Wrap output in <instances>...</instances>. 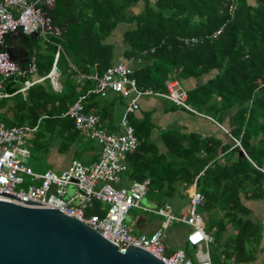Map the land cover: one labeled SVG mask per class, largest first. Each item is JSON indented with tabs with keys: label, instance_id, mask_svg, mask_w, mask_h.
<instances>
[{
	"label": "trees",
	"instance_id": "1",
	"mask_svg": "<svg viewBox=\"0 0 264 264\" xmlns=\"http://www.w3.org/2000/svg\"><path fill=\"white\" fill-rule=\"evenodd\" d=\"M137 5H142L140 13L128 15ZM43 9L60 34L48 36L47 43L25 40L35 71L6 81L9 97L0 99V123L12 127L38 122L32 148L43 154L54 140L61 154L73 152L75 160L94 151V141L62 115L86 95L85 113L98 116L99 125L113 119L115 101L108 113L99 95L87 94L95 86L88 77H101L115 64L114 45L106 40L119 24L132 26L123 34L122 56L127 62H142L131 69L137 87L165 93L167 81L206 76L186 90L187 104L220 125L228 122L230 143L166 130L160 133L166 149L161 154L150 140L151 114H130L138 145L126 157L127 179L148 180L145 196L150 200L181 196L178 187L185 191L195 182L203 197L199 212L207 217L205 230L213 238L210 263L253 264L264 250L262 231L247 219L250 210L242 199L264 197V0H54L49 10ZM55 44L63 50L56 61L60 90L54 91L44 79L23 96L18 90L24 81L49 73ZM231 138L246 157L238 156ZM104 212L102 204L93 202L85 214L102 217ZM183 251L194 261L187 242Z\"/></svg>",
	"mask_w": 264,
	"mask_h": 264
},
{
	"label": "built area",
	"instance_id": "2",
	"mask_svg": "<svg viewBox=\"0 0 264 264\" xmlns=\"http://www.w3.org/2000/svg\"><path fill=\"white\" fill-rule=\"evenodd\" d=\"M53 3L54 0H0V99L9 96L5 91L8 79L14 76L25 77L35 71L32 59L26 66L10 60L5 51L6 40L14 34H35L42 43H47L48 36H58L60 30L52 26L51 17L43 9L44 7L49 10ZM56 48L54 62L46 77L35 82L24 81L18 90L19 93L24 96L30 86L44 79L49 80L54 91L60 90L56 61L63 50L59 45H56ZM131 74V68L123 63H116L101 77H88L95 82V86L87 94L104 96L110 91L127 99L119 120L118 134L107 132L99 125L98 116L84 112L83 102L86 95L80 96L62 115L71 119L77 131L99 146V155L96 161L90 164L72 160L61 172L47 170L37 173L27 162L31 156V141L38 131V122L35 125L12 127L0 123V195L37 208L59 210L98 232L116 245L120 252H125L127 247H137L165 264H211L208 246L213 242V238L206 232L199 212L203 197L197 191L195 182L191 185L187 207L181 215H176L168 203L153 210L144 209L145 212L153 213L162 219L159 227L152 233L135 235L124 224L129 210L140 207L149 185V181L145 180L132 182L126 188L118 186L127 170L126 157L138 145L128 116L139 110V99L161 98L188 113L203 116L187 104L186 90L178 81H167L165 93H160L137 87ZM79 78L83 79L84 76L80 75ZM231 139L241 149L239 143ZM68 187H73V193L66 197ZM93 202L108 206L102 217L85 214ZM172 223L189 228L186 242L194 249V261L187 258L182 249L172 253L166 252V230Z\"/></svg>",
	"mask_w": 264,
	"mask_h": 264
},
{
	"label": "water",
	"instance_id": "3",
	"mask_svg": "<svg viewBox=\"0 0 264 264\" xmlns=\"http://www.w3.org/2000/svg\"><path fill=\"white\" fill-rule=\"evenodd\" d=\"M5 51L14 62L29 59L23 47H6ZM238 156L246 154L238 148ZM0 264L165 263L137 247L120 252L98 232L59 210L0 195Z\"/></svg>",
	"mask_w": 264,
	"mask_h": 264
},
{
	"label": "crops",
	"instance_id": "4",
	"mask_svg": "<svg viewBox=\"0 0 264 264\" xmlns=\"http://www.w3.org/2000/svg\"><path fill=\"white\" fill-rule=\"evenodd\" d=\"M141 10H142V5H137L128 11V15L139 14ZM127 30L128 29H125L123 32H120V33H115V30H114L109 36V38L106 40V43L114 45V62L113 63L115 64L123 63L129 68L133 69L137 66L142 65V62L140 61L136 63L127 62L122 56L123 50H124L123 43H122L123 34ZM27 38L32 39V40L39 39L37 37L36 38L31 37V36L25 37L24 35H21V34H14L8 37V39L6 40V47L12 48V47L20 46V47L25 48L27 51H29L25 45L26 44L25 40ZM29 61H30V57L27 61L24 58H19V63L22 66L27 65ZM39 79H42V78L31 76L30 80L28 81L35 82ZM37 83H40V82H37ZM179 83L185 90H189V89L194 88L197 84H199L200 79H196V80L186 79V80H181ZM99 99H100L101 104H103V108L107 110L108 113L112 111V108L114 107L113 108L114 109L113 119L111 118L110 122L103 120L100 126L102 125L101 127L109 133L118 134L120 132L119 120L123 114L127 99L125 97H122L110 91L107 92L104 96H99ZM113 101H115L114 106H113ZM140 111L149 112L151 114V121L154 124V129L152 130L150 140L151 142H153V144L156 145V147L159 150V153L161 154L166 153V149L160 139V133L166 130H176L180 132H196L203 137L212 136V137L219 139L223 143H226V144L230 143V139H229V136L226 130L228 127V123L220 125L208 116H205V115L196 116V115L190 114L185 110L175 107V105H173L171 102L166 101L164 99L155 98V97H143L139 99V110L136 111L134 114H136L137 116H140V113H139ZM81 134L84 136L85 139L91 140L83 133ZM54 141H51L49 143L48 147L50 148H48V152L44 155L47 157L48 163L54 167V171L61 172L68 167V165L70 164L72 160H75V159L73 158V152L61 154L58 151V141L56 140ZM99 152H100L99 146L97 149H94V151L87 152L85 156L87 159V162L83 164L87 165V164H90L96 161L99 155ZM126 172L122 176L121 182L118 185L119 187L126 188L132 183L127 179ZM178 188L181 192V196H177V197L180 200H184L186 202V206H184L183 208L178 207L176 209L174 208V206H172L171 204L170 205L172 206L173 212L176 215H181L187 207L188 194H186L185 191H183L182 186H179ZM190 188H188V190H190ZM72 193H73V187H68L66 190V197L71 196ZM144 198L145 197H143V199ZM143 199L141 200V203ZM263 201H264V197L261 200H254V201L245 200L244 198L242 199L243 204L250 210V214L247 217V219H249L250 221L254 223L259 224L261 227V231H262L261 247L264 248V205H262L264 203ZM165 203H168V202H165ZM161 205L162 204L155 205L154 207L146 206L148 207L146 209H156L157 207ZM146 213H149V212H146ZM202 218H203L204 226H205V221L207 220V217L202 216ZM160 223L161 222L159 220L158 222H154L152 226H149L146 219L139 218L135 221L136 231L135 232H133L132 230L130 231L132 234H135V235L140 234V233L150 234L159 227ZM172 224H170L168 229L166 230V238L164 241L167 253H172L173 251L177 249L183 250L184 244L186 243V237H184L181 243V248H175L176 246L171 236L173 233L175 234L181 233L185 227H181L182 226L181 224H176V223H172ZM187 230H188L187 231L188 233L189 232L188 227H187ZM168 231H170V233ZM253 264H264V250H261V251L259 250V252L256 255V260Z\"/></svg>",
	"mask_w": 264,
	"mask_h": 264
},
{
	"label": "rangeland",
	"instance_id": "5",
	"mask_svg": "<svg viewBox=\"0 0 264 264\" xmlns=\"http://www.w3.org/2000/svg\"><path fill=\"white\" fill-rule=\"evenodd\" d=\"M119 26L115 29V33L123 32L125 29H129V28L132 27L130 25H124V24L123 25L121 24ZM206 78H207L206 76L202 77L200 79V83L204 82L206 80ZM140 112H142V111H140ZM227 123L228 122H226L225 124H227ZM47 139L46 140H43V141L48 143ZM31 144H32V142H31ZM93 146L95 147V149L98 148V146H97V144L95 142L93 143ZM30 152H31V156L28 159V162L27 163H28V166L33 169V171H35L37 173H43V172H45L47 170L54 171V167L48 163L47 157L42 153V151L40 149H35V148L33 149L32 148V145H31ZM76 160H78L81 163L87 162L86 157H81V158L76 159ZM189 192H190V190H188V189L185 190V193L186 194H188ZM153 197L155 199L154 200H150V199H148V197L145 196V198L143 199L140 207H138V208H132L127 213V216H126V219H125L124 224L130 230H132L133 232L136 231L135 221L137 219H139V218L146 219V221H147V223H148L149 226H152V224H154V222H158L159 220H160V222L162 221V219L160 217L156 216L155 214H153V213H146L144 211V209L148 208L146 206H149V207L152 206V207H154L158 203L164 204L165 202H168L169 204H171L172 206H174V208H176V209L178 207L179 208H183L184 206H186V202L184 200H180L177 196H175L174 198H171L169 200L164 199L162 197H158V196L157 197L156 196H153ZM262 205H264V203ZM102 206H103L104 209H107L108 208L107 205H102ZM149 210H153V209H149ZM181 227H185L182 230L181 233H177V234L173 233L172 236H171L172 237V240H173V242H174V244L176 246L175 248H181L182 240L184 239V237H186V233L188 231L186 226H183L182 225ZM168 232L170 233V231H168ZM193 256H194V254H193ZM217 264H223V263H222L221 260H218Z\"/></svg>",
	"mask_w": 264,
	"mask_h": 264
}]
</instances>
